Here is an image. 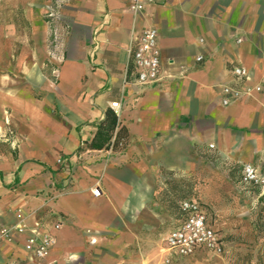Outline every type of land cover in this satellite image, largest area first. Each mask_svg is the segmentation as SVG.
<instances>
[{
	"label": "crops",
	"instance_id": "crops-1",
	"mask_svg": "<svg viewBox=\"0 0 264 264\" xmlns=\"http://www.w3.org/2000/svg\"><path fill=\"white\" fill-rule=\"evenodd\" d=\"M129 5L0 0V227H27L0 246V264H207V251H167L182 200L175 218L157 198L159 177L206 176L204 201L190 197L201 203L235 191L246 163L264 179V0H154L141 14ZM149 25L162 73L138 85L130 48ZM224 86L245 93L224 103ZM257 195L264 216V183ZM32 230L56 237L44 258L24 248Z\"/></svg>",
	"mask_w": 264,
	"mask_h": 264
},
{
	"label": "built area",
	"instance_id": "built-area-1",
	"mask_svg": "<svg viewBox=\"0 0 264 264\" xmlns=\"http://www.w3.org/2000/svg\"><path fill=\"white\" fill-rule=\"evenodd\" d=\"M154 0H130L129 9L135 14L144 12L148 5ZM52 16V15H51ZM131 61L136 74L135 83L147 85L158 81L162 73L161 49L159 46V31L156 26L149 25L142 27L133 37L130 48ZM199 56L198 59H201ZM234 73L238 77H245L247 70L243 67H235ZM262 89L261 85L256 87ZM247 90L246 93H249ZM225 97L224 103L236 100L243 96L245 91L241 88L230 86L223 87ZM111 108L119 114L121 109L120 101L111 102ZM112 149V147L110 148ZM59 162L62 159H58ZM242 178L247 183L261 185L263 177L259 174L258 168L251 163L242 166ZM100 188L94 189L95 195H100ZM181 216L179 223L166 235L167 251L179 257H190L198 251H207L215 255H222L225 252V243L218 231L208 222L206 210L202 203L196 198H185L180 202ZM59 227V223L55 224ZM27 230L26 225L21 222L15 226L0 227V246L5 241H13L18 234ZM56 244V237L51 232L32 230L31 234L24 240V248L39 258H44ZM166 262H171L170 257Z\"/></svg>",
	"mask_w": 264,
	"mask_h": 264
},
{
	"label": "rangeland",
	"instance_id": "rangeland-1",
	"mask_svg": "<svg viewBox=\"0 0 264 264\" xmlns=\"http://www.w3.org/2000/svg\"><path fill=\"white\" fill-rule=\"evenodd\" d=\"M239 172L235 191L222 192L213 196L211 201L202 204L208 208L213 219L221 220L220 234L225 243L222 255L207 254L204 263L207 264H264V216L261 209V197L257 195L259 185L247 183ZM207 177L194 173L165 174L158 179L159 190L157 198L164 202L172 216H178L179 202L185 198L196 197L204 201L206 196ZM249 200V207L221 208L222 198H237ZM215 204V205H213ZM214 207V208H213ZM216 209V210H215ZM175 217V218H176ZM172 224H169L171 226Z\"/></svg>",
	"mask_w": 264,
	"mask_h": 264
},
{
	"label": "trees",
	"instance_id": "trees-1",
	"mask_svg": "<svg viewBox=\"0 0 264 264\" xmlns=\"http://www.w3.org/2000/svg\"><path fill=\"white\" fill-rule=\"evenodd\" d=\"M112 111L113 112H111V113L108 114L107 120L109 118V122H110L109 125H110L111 129L114 130L116 128L115 126H116V123H117L118 116H117L116 112L113 109H112ZM119 131L116 133V137H115V140H114V142L112 144L113 145L112 148H115L116 147Z\"/></svg>",
	"mask_w": 264,
	"mask_h": 264
}]
</instances>
